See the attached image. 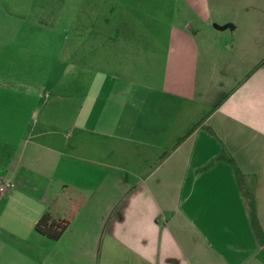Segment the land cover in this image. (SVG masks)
I'll use <instances>...</instances> for the list:
<instances>
[{
    "label": "crops",
    "instance_id": "0c3cea01",
    "mask_svg": "<svg viewBox=\"0 0 264 264\" xmlns=\"http://www.w3.org/2000/svg\"><path fill=\"white\" fill-rule=\"evenodd\" d=\"M0 126V264H264V0H2Z\"/></svg>",
    "mask_w": 264,
    "mask_h": 264
},
{
    "label": "trees",
    "instance_id": "16d2710c",
    "mask_svg": "<svg viewBox=\"0 0 264 264\" xmlns=\"http://www.w3.org/2000/svg\"><path fill=\"white\" fill-rule=\"evenodd\" d=\"M219 159H224L228 161L229 163H231L235 169L236 175L239 176L240 173L231 159L224 158V157H219ZM243 196L246 201L247 208H248L249 221H250L251 228L254 232V235L256 236L257 239H259L261 242L264 243V233L258 224L253 196L247 191H243ZM67 225H68L67 220L56 222L48 214H45L35 224L34 230L38 234L45 236L46 238L52 241H57L62 235V233L64 232Z\"/></svg>",
    "mask_w": 264,
    "mask_h": 264
},
{
    "label": "rangeland",
    "instance_id": "374dc122",
    "mask_svg": "<svg viewBox=\"0 0 264 264\" xmlns=\"http://www.w3.org/2000/svg\"><path fill=\"white\" fill-rule=\"evenodd\" d=\"M2 0H0L1 2ZM233 4V3H232ZM60 8V7H59ZM61 14H63L61 11H60ZM34 82L36 83V80H34ZM2 132V127L0 126V133Z\"/></svg>",
    "mask_w": 264,
    "mask_h": 264
},
{
    "label": "built area",
    "instance_id": "2783aa9c",
    "mask_svg": "<svg viewBox=\"0 0 264 264\" xmlns=\"http://www.w3.org/2000/svg\"><path fill=\"white\" fill-rule=\"evenodd\" d=\"M5 187H8V186H10L9 184H6V185H4ZM5 187H2V188H0V191H2L3 190V188H5Z\"/></svg>",
    "mask_w": 264,
    "mask_h": 264
}]
</instances>
